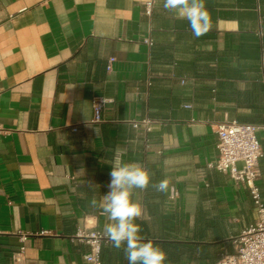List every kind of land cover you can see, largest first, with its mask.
<instances>
[{"label":"crops","instance_id":"obj_1","mask_svg":"<svg viewBox=\"0 0 264 264\" xmlns=\"http://www.w3.org/2000/svg\"><path fill=\"white\" fill-rule=\"evenodd\" d=\"M206 6L211 27L197 39L162 0H0V264L16 253L19 264H85L80 230L103 235L101 264H127L90 207L118 158L169 181L132 197L166 264L235 251L254 208L207 164L218 124H264V0ZM93 97L105 99L99 122ZM146 118L149 131L133 127ZM257 137L264 200V130Z\"/></svg>","mask_w":264,"mask_h":264},{"label":"built area","instance_id":"obj_2","mask_svg":"<svg viewBox=\"0 0 264 264\" xmlns=\"http://www.w3.org/2000/svg\"><path fill=\"white\" fill-rule=\"evenodd\" d=\"M149 13V7L146 9ZM109 58L106 69H111ZM105 99L93 97L91 99L92 122H99L102 119V110ZM189 108L190 105H184ZM153 121L143 119L140 122H133L134 128H141L145 132L151 129ZM264 130V124L242 123L230 120L217 125L216 127V160L208 163L212 167L226 175L232 180L244 186L252 202L255 219L241 231L235 242L237 247L233 253L221 251L218 259L213 264H264V200L261 191L256 183L260 173L258 163L263 155L257 133ZM240 163V167H237ZM173 192L171 197L175 196ZM78 238L85 239L89 245L88 252L83 256L85 264H101V241L103 235L99 231L84 233L77 232ZM18 253L13 257L14 263L19 264Z\"/></svg>","mask_w":264,"mask_h":264},{"label":"clouds","instance_id":"obj_3","mask_svg":"<svg viewBox=\"0 0 264 264\" xmlns=\"http://www.w3.org/2000/svg\"><path fill=\"white\" fill-rule=\"evenodd\" d=\"M162 7L186 20L195 38L206 35L211 27V16L206 0H162ZM108 191L99 200L93 197L90 207L98 209L109 221L103 226L104 236L116 249H123L127 264H166L167 253L141 234L142 228L135 221L141 216V205L132 197L136 190L149 186L157 192L169 190L167 179L152 182L148 170L136 162L116 159L111 165Z\"/></svg>","mask_w":264,"mask_h":264}]
</instances>
